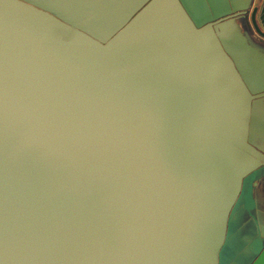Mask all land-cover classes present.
Wrapping results in <instances>:
<instances>
[{"label": "water", "instance_id": "water-1", "mask_svg": "<svg viewBox=\"0 0 264 264\" xmlns=\"http://www.w3.org/2000/svg\"><path fill=\"white\" fill-rule=\"evenodd\" d=\"M253 1L0 0V264H264ZM149 64L195 107L116 123L93 83Z\"/></svg>", "mask_w": 264, "mask_h": 264}, {"label": "rangeland", "instance_id": "rangeland-1", "mask_svg": "<svg viewBox=\"0 0 264 264\" xmlns=\"http://www.w3.org/2000/svg\"><path fill=\"white\" fill-rule=\"evenodd\" d=\"M253 8L248 13L252 29L256 36L264 39V35L254 23L255 8L254 10ZM195 76L196 73L192 71L178 74L166 66L160 68L149 64L130 73H124L123 76H118L115 81H97L93 83V87L97 92L96 95L103 97L101 93L104 92L105 97H109L112 104L107 108L113 112L112 118L116 123L134 122L138 108L145 105L147 108L148 106L146 96L154 98L155 93V97L163 104L156 113L146 120L149 123L152 119L159 117L160 113L167 111L169 107H173L179 115H182L181 112L191 111L195 107ZM125 81H128V85ZM162 82H165L163 83L164 88L160 85ZM150 241L157 242V236L151 237Z\"/></svg>", "mask_w": 264, "mask_h": 264}, {"label": "crops", "instance_id": "crops-1", "mask_svg": "<svg viewBox=\"0 0 264 264\" xmlns=\"http://www.w3.org/2000/svg\"><path fill=\"white\" fill-rule=\"evenodd\" d=\"M252 7L255 8V13H254V23L256 24L257 28L262 32V34L264 35V0H254L253 1V5ZM252 7L250 9V11L252 10ZM253 8V10H254ZM248 21H249V25L250 28L252 30V32L254 33L253 29H252V25L250 22V16L248 14ZM254 35L256 36V34L254 33ZM257 38H259L260 40L264 41V39L256 36Z\"/></svg>", "mask_w": 264, "mask_h": 264}, {"label": "flooded vegetation", "instance_id": "flooded-vegetation-1", "mask_svg": "<svg viewBox=\"0 0 264 264\" xmlns=\"http://www.w3.org/2000/svg\"><path fill=\"white\" fill-rule=\"evenodd\" d=\"M204 78V77H203ZM203 81H204V79H203Z\"/></svg>", "mask_w": 264, "mask_h": 264}]
</instances>
